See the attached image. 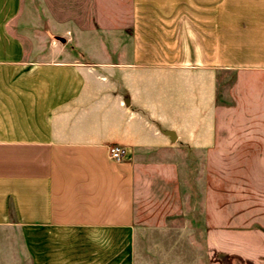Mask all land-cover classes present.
Listing matches in <instances>:
<instances>
[{"label":"crops","instance_id":"1","mask_svg":"<svg viewBox=\"0 0 264 264\" xmlns=\"http://www.w3.org/2000/svg\"><path fill=\"white\" fill-rule=\"evenodd\" d=\"M184 164L210 245L257 255L228 232L264 228V0H0V231L130 261Z\"/></svg>","mask_w":264,"mask_h":264},{"label":"rangeland","instance_id":"2","mask_svg":"<svg viewBox=\"0 0 264 264\" xmlns=\"http://www.w3.org/2000/svg\"><path fill=\"white\" fill-rule=\"evenodd\" d=\"M92 59H111L116 56H88ZM227 81L222 84H226ZM187 162L184 158V163ZM201 168H198L201 176ZM257 169V168H256ZM259 169V168H258ZM189 168L184 164V207L164 229L143 230L136 232L133 259L114 264H264V228L260 232H248L249 238L242 236L238 230H230L228 236L233 244L247 241L258 247L257 255H247L241 251L212 246L208 242L206 231L201 229V182H199L198 200L190 197ZM197 204L193 206V203ZM218 233V232H216ZM222 239V238H221ZM67 240H56L58 244ZM81 241V240H79ZM61 242V243H60ZM75 242L73 254L69 253V245L56 244L52 256H40L34 261L31 255L30 240L19 236L18 232L0 231V264H96L88 256L74 254L84 248ZM237 247V246H236ZM68 248V250H67ZM72 251V250H71ZM94 260V259H93ZM110 264V263H108Z\"/></svg>","mask_w":264,"mask_h":264},{"label":"built area","instance_id":"3","mask_svg":"<svg viewBox=\"0 0 264 264\" xmlns=\"http://www.w3.org/2000/svg\"><path fill=\"white\" fill-rule=\"evenodd\" d=\"M108 152L112 158L119 160L123 158L125 150L120 146L113 145L108 147Z\"/></svg>","mask_w":264,"mask_h":264},{"label":"clouds","instance_id":"4","mask_svg":"<svg viewBox=\"0 0 264 264\" xmlns=\"http://www.w3.org/2000/svg\"><path fill=\"white\" fill-rule=\"evenodd\" d=\"M93 240H94V242H95V237H93ZM107 243H109V244H110V241H108Z\"/></svg>","mask_w":264,"mask_h":264}]
</instances>
